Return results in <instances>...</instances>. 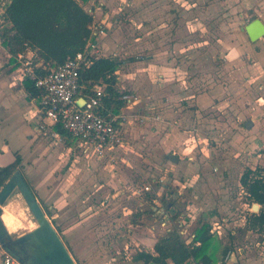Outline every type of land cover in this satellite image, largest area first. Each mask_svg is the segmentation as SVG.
I'll return each mask as SVG.
<instances>
[{
	"label": "crops",
	"instance_id": "1",
	"mask_svg": "<svg viewBox=\"0 0 264 264\" xmlns=\"http://www.w3.org/2000/svg\"><path fill=\"white\" fill-rule=\"evenodd\" d=\"M93 7L101 28V31L96 30L94 41L101 47L102 56L121 61L117 70L121 94L128 93L137 98L128 103L124 100L126 106L122 108L118 121L123 145L109 158H121L134 167L138 159L134 157L133 160L130 153L141 142L147 143L149 150L153 148L155 156L149 161L160 154L167 156L172 153L179 158L178 162L169 160L171 166L168 167L173 172L171 185L176 189L163 184L161 189L153 190L149 203H154L150 210L155 213L148 211V214L157 216L160 211L163 218L144 222L149 225L145 227L148 232L143 235L136 233L143 244L142 249L153 252L157 237L170 231L176 222L182 221L186 238L199 223L210 222L213 225L217 222L219 238L224 246H229L227 252L233 250L228 260L225 259L227 252L221 254L217 264H254L260 261L258 255H261V250L258 247L263 246L264 233L251 229L247 223L253 213V203L235 199L238 187L242 191L239 194L246 195L241 184L244 171L236 176L234 168L238 161L232 157H210L204 141L205 111H229L228 100L233 97L246 100L260 96L259 90L247 91L246 88L250 87V82L259 85L264 80V36L252 41L245 29L248 36L245 42L240 37L243 28L238 26V20L249 15L252 20L260 18L264 22V0H90L86 8L92 11ZM216 55L223 56L227 76L221 81L220 76L214 74L206 82V63ZM1 56L4 58H0V73L10 67V54L0 41ZM27 56H33V52L28 51ZM7 74L11 76L14 73ZM252 74L254 79L248 77ZM10 76L0 79V121L4 122V117L10 116L16 122L26 124V128L22 126L15 133V145L8 134L0 131V166L13 162L17 153L21 155V171L41 205L50 210L49 219L65 244L72 247L71 254L76 262L94 264L93 261L98 259L95 243H101L96 242L100 241L97 233L106 228L104 218L107 211L101 207V224L94 227V220L83 217L84 209L75 206L79 198L64 189L67 187L65 180L72 182L86 164L78 165L83 159L77 157L81 155L76 139L58 132L49 119H42L37 98H29L25 89L2 90V86L9 83ZM215 78L217 82H213ZM255 78L259 79V84ZM21 83L22 80L20 85L23 88ZM251 103L244 104L246 109L252 107ZM258 109L264 114V108ZM39 121L48 124V131L38 130ZM208 121H211L208 123L212 133L217 130L218 135L221 122L215 118ZM245 126L252 128L258 137L250 143L255 153L252 155L256 159L253 161L255 166L250 162L247 165L252 169L264 166L257 164L264 160V121L249 119ZM137 136L142 141L135 140ZM199 147L202 156L198 158L195 153ZM256 148H259L258 152ZM250 155L243 152L241 157H236L245 163ZM4 156L9 157L3 161ZM92 159L96 164L100 162L95 157ZM166 161H161V165ZM123 192L124 189H118L113 197ZM137 193L138 188H134V195ZM162 195L166 200L173 195L174 201L169 208L164 209L161 205ZM147 202L141 200L137 204L144 215ZM176 212L181 215L173 221L172 216ZM130 221L135 225L143 222ZM150 232H153V237ZM129 237H133L132 234L129 233ZM242 240L243 245L238 244ZM2 250L6 252L4 248ZM256 250L259 252L257 256Z\"/></svg>",
	"mask_w": 264,
	"mask_h": 264
},
{
	"label": "rangeland",
	"instance_id": "2",
	"mask_svg": "<svg viewBox=\"0 0 264 264\" xmlns=\"http://www.w3.org/2000/svg\"><path fill=\"white\" fill-rule=\"evenodd\" d=\"M3 10L4 6L2 3L0 4V15L2 14ZM244 16V18H240L238 20V26L243 28V34H241L240 37H242L243 40L247 42L248 36L245 33V27L249 22L252 21V17L249 15ZM3 25L4 22L0 18V28H2ZM23 56L24 57L21 58L22 63L20 67H24L23 63L26 62V60H32L28 58L27 54H23ZM0 58L3 59L4 57L1 56ZM6 60H8V58H6ZM223 60V56L216 55L210 57V60H208L206 63V65H208V67L206 68V72L204 70V72L206 73V82L208 80L207 78L211 79L214 74L218 77L220 76L221 81L225 79V76H227V69L225 68V63L223 62ZM8 66H10L9 68H7L8 70L5 69V71H1L0 79L6 78L8 77V75L10 76V74L7 73L12 72L14 74L9 77V83H5V85L2 86V90L19 91L20 89H24L20 85V82L22 80L20 67L17 69H12L11 63H9ZM199 72H202V70H199ZM253 76V74L248 75L250 79H252ZM191 79L192 78H190V80ZM256 79L257 78H255V81L259 84V79ZM213 82H217V79L215 78ZM0 85H2V83ZM206 85L208 86L209 84ZM250 87L248 86L246 90H259L258 92L260 93V96H256L252 99L247 98L246 100L233 97L232 99L228 100L230 101L227 107L229 111H226V109H224L226 112H224V110L219 113L213 110L205 111L207 126H205L204 144L207 143V147L209 149L208 153L210 154V157L212 156L213 159H215L216 156L220 155L222 157H232L236 161H238L236 162V167L234 168L237 177H239L240 173H243V171L249 168L250 165L255 166V163L253 161L256 160L255 157H252V155H255V153L254 149L250 146V143L258 138L257 133H253L252 128H247L245 124L247 120L253 118H255L256 120H260V122L264 121V114L258 109V107L264 108V99H261V97L264 96V94L262 93L264 92V80H262V83H260L259 85H255L254 81L250 82ZM249 103H251L253 108L247 107L246 109L244 104H246L247 106V104ZM213 118H215V120H218L219 123L221 122V132L218 135L217 130L215 131V133H212V127H210L208 123L211 122L208 120H211ZM4 119V122L0 121V127L2 128L0 131H2V133L8 134L10 140L14 142L15 145V143L17 142L15 133L22 126L25 127L26 124L16 122V120H14L13 117L10 116L4 117ZM140 124H142V122H140ZM140 139V136H137L135 138V140ZM134 150L135 151L133 153H130L133 160H141H136L134 163V167L124 163L121 158H117V160H111L109 157L100 160V162L96 164L91 156L81 154V156L77 157L83 159L84 161L81 160V164L78 165L82 166L84 162H86V164L82 167L80 166L81 169L78 171L77 175L72 178L73 183H68L67 180H65L64 182L67 185V187H65L64 189H66L69 194H73L75 198H79V202L78 204H75V206L77 205L84 209L85 212L83 217H89L94 220V227L101 224V219H99V216H101V207L104 211H107V215L104 218L106 228L103 231H99V233H97V239L100 241L96 242L101 243H95L94 248L95 250H97L95 255L98 257V259L94 258V264H130V259L132 258V255L135 253L136 249L143 248V244L137 238L136 233L142 235L146 234L145 231H147V229L145 227L149 225L144 222L150 223L151 221H153V218H156L158 219V221H160L163 218V215L160 211L157 213V216L148 214V211L153 212L150 210V205L154 204L153 202L149 203V196L153 195V190L161 189L163 184H169L172 189L174 187L173 185H171L174 180V178L172 177L173 172L168 168L171 166V164L169 160L166 161V155H163V157L160 154L158 157H156V159L149 161V159H151L152 156H155V154L152 151L153 148L149 150L148 144L143 142H141L137 147L135 146ZM258 150L259 148H256V152H258ZM262 150L264 152V148ZM243 152L251 154L250 156H248L245 163L236 157V155L241 157L243 155ZM195 156H197L198 158L202 156L200 147L196 150ZM8 157L9 156H4L3 161ZM134 157L136 158L134 159ZM164 160L166 161L164 163L165 165H161V161ZM249 162L250 165H247V163ZM263 163L264 160H259L257 164L264 165ZM101 172L102 174H100ZM101 183L104 185L101 186ZM146 185H149L151 189L149 191H145V189L144 191H141L143 188H145ZM134 188L139 189V193H137L136 195H134ZM118 189H124L125 192L117 195L114 198L113 194ZM174 189L176 188L174 187ZM237 189L235 191V199H237L239 202L243 200L248 201L246 195H243L244 193L239 194V192H242L241 188L238 187ZM162 197L163 199L161 205L164 208L166 203V196L162 195ZM141 200L143 202H147L146 204H148L144 208L146 209L144 210L146 215L141 213L143 211H140V209L137 208V204L139 201L141 202ZM136 214H140V216ZM2 215L7 227L9 228L14 238L26 233L37 225L34 215L32 214L19 190H16L10 197L8 202L3 206ZM9 218H12L16 221L14 226L7 222V219ZM131 219H136L138 221L143 220V222L141 224L135 225L130 221ZM220 228L223 229V226H221ZM129 233L132 234L133 237H129ZM150 234L153 237V232H150ZM242 243L243 240L238 244L243 245ZM66 245H68L67 247L71 252L72 247L70 246V244L67 243ZM83 246L85 248V245ZM2 249L3 248L0 245V264H3L5 254ZM258 249L261 250V255H258L259 252L257 250L254 253L256 256L258 255L260 261L258 260L254 264H264V246L258 247ZM79 264L81 263L79 262Z\"/></svg>",
	"mask_w": 264,
	"mask_h": 264
},
{
	"label": "trees",
	"instance_id": "3",
	"mask_svg": "<svg viewBox=\"0 0 264 264\" xmlns=\"http://www.w3.org/2000/svg\"><path fill=\"white\" fill-rule=\"evenodd\" d=\"M89 1L0 0L4 6L0 15L4 22L0 28V41L10 54L12 69L20 67V54L26 55L32 51L35 72L45 76L83 50L89 41L95 39L96 30L100 29L94 16V7L92 11L86 8ZM120 66L121 61L117 58L99 56L91 66L81 69V84L84 86L82 95L91 94L96 85H104L106 95L101 111L105 116L120 114L126 106L118 88L117 70ZM21 84L29 98L40 96L41 90L29 77H25ZM55 128L61 134L73 137L59 123L55 124ZM21 169L22 157L18 153L13 162L0 166V190ZM241 184L250 204L257 202L261 205L258 212L250 215L247 223L251 229L264 233V166L247 168L241 177ZM152 197L149 196L150 199ZM42 206L50 218V210ZM180 215V212H176L172 220L176 221ZM134 221L138 222L136 219ZM218 234L210 222L193 227L188 238L175 226L157 237L153 252L137 250L132 264H217L221 254H225L229 248L223 245ZM6 252L13 254L9 250Z\"/></svg>",
	"mask_w": 264,
	"mask_h": 264
},
{
	"label": "built area",
	"instance_id": "4",
	"mask_svg": "<svg viewBox=\"0 0 264 264\" xmlns=\"http://www.w3.org/2000/svg\"><path fill=\"white\" fill-rule=\"evenodd\" d=\"M99 56H102L101 47L91 40L83 50L53 68L45 76H39L35 72L32 60H26L23 63L24 67H20V71L22 80L29 77L41 90L37 104L42 119H49L53 125L58 123L62 125L76 139V147L80 155L103 160L119 151L123 145V137L118 127L121 114L105 116L101 111L106 95L104 85H96L92 88L91 94L82 95L84 86L81 84V69L91 66ZM19 57L24 56L20 54ZM122 99L128 103L137 98L124 93ZM37 128L41 132H46L48 124L39 121ZM144 189L149 191L151 187L146 185L141 191ZM212 226L213 230L219 233V224L215 222ZM262 245L264 246V243ZM232 255L233 250H229L225 259H230ZM3 262L4 264H22L16 256L7 252Z\"/></svg>",
	"mask_w": 264,
	"mask_h": 264
},
{
	"label": "water",
	"instance_id": "5",
	"mask_svg": "<svg viewBox=\"0 0 264 264\" xmlns=\"http://www.w3.org/2000/svg\"><path fill=\"white\" fill-rule=\"evenodd\" d=\"M245 29L252 41H257L264 36V22L260 18L249 22ZM28 58L32 59V56H28ZM38 65H42V62ZM165 159L173 162L179 161L178 156L172 153L168 154ZM16 190H19L22 194L36 219L37 225L26 233L14 238L2 214L3 206ZM172 201H174V197L170 195L169 199L166 200L165 207L169 208ZM252 210L253 212H258L260 204L254 202ZM177 223L176 227L183 234L185 228L182 221L179 224ZM0 245L5 250L12 252L22 264H77L21 170H17L0 190ZM15 248H18V250Z\"/></svg>",
	"mask_w": 264,
	"mask_h": 264
},
{
	"label": "bare ground",
	"instance_id": "6",
	"mask_svg": "<svg viewBox=\"0 0 264 264\" xmlns=\"http://www.w3.org/2000/svg\"><path fill=\"white\" fill-rule=\"evenodd\" d=\"M10 212V211H9ZM7 215V214H6ZM7 218V217H6ZM8 221L7 222H9L10 224H12L13 226L15 225V223H16V221L14 220V219H12V218H9V219H7Z\"/></svg>",
	"mask_w": 264,
	"mask_h": 264
},
{
	"label": "flooded vegetation",
	"instance_id": "7",
	"mask_svg": "<svg viewBox=\"0 0 264 264\" xmlns=\"http://www.w3.org/2000/svg\"><path fill=\"white\" fill-rule=\"evenodd\" d=\"M16 250H18V248H15Z\"/></svg>",
	"mask_w": 264,
	"mask_h": 264
}]
</instances>
